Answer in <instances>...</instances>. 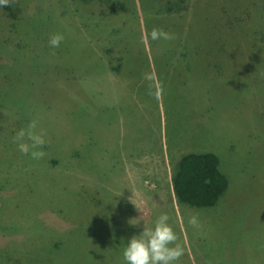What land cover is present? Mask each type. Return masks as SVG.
<instances>
[{
    "label": "rangeland",
    "instance_id": "obj_1",
    "mask_svg": "<svg viewBox=\"0 0 264 264\" xmlns=\"http://www.w3.org/2000/svg\"><path fill=\"white\" fill-rule=\"evenodd\" d=\"M184 2L0 8V264H126L130 238L162 213L178 264H264V0ZM154 27L176 38L153 41ZM33 119L49 141L40 160L12 142ZM186 152L217 157L216 204L175 200Z\"/></svg>",
    "mask_w": 264,
    "mask_h": 264
},
{
    "label": "clouds",
    "instance_id": "obj_2",
    "mask_svg": "<svg viewBox=\"0 0 264 264\" xmlns=\"http://www.w3.org/2000/svg\"><path fill=\"white\" fill-rule=\"evenodd\" d=\"M11 5V0H0V7ZM150 39L153 41H171L176 37L173 33L163 28H153L150 32ZM65 37L61 33L50 36L49 45L58 48ZM144 79L149 82L150 95L157 100L162 95V88H155L152 83L154 77L151 73H145ZM38 121L33 119L26 128H21L15 133L12 142L18 150L30 156L33 160H40L45 157L44 145L48 143L45 139L46 133L43 130L36 131ZM133 203H135L133 201ZM170 217L167 213L160 214L153 226L144 224L143 231L139 235H133L123 249V260L126 264H178L185 253L184 247L179 244L178 236L173 227L169 224ZM131 223L135 224L131 221ZM194 229L201 227L196 216H192L188 221Z\"/></svg>",
    "mask_w": 264,
    "mask_h": 264
},
{
    "label": "trees",
    "instance_id": "obj_3",
    "mask_svg": "<svg viewBox=\"0 0 264 264\" xmlns=\"http://www.w3.org/2000/svg\"><path fill=\"white\" fill-rule=\"evenodd\" d=\"M162 1L167 11L180 12L186 9L184 0ZM0 8L7 9L8 6ZM217 164V157L210 152L181 154L170 176V185L175 200L193 208H205L216 204L227 185Z\"/></svg>",
    "mask_w": 264,
    "mask_h": 264
}]
</instances>
